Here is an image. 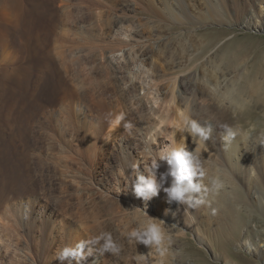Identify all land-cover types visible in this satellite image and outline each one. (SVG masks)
I'll list each match as a JSON object with an SVG mask.
<instances>
[{
    "label": "rangeland",
    "instance_id": "1",
    "mask_svg": "<svg viewBox=\"0 0 264 264\" xmlns=\"http://www.w3.org/2000/svg\"><path fill=\"white\" fill-rule=\"evenodd\" d=\"M18 1L19 14L0 0V264H59L61 248L101 232L120 252L93 249L85 264H264V177L242 162L241 179L222 143L231 130L264 146V111L250 105L238 121L208 90L234 47L241 65L264 62V0H169L174 17L163 0ZM155 116L167 120L153 135ZM185 118L207 131L203 145ZM185 138L203 203L169 205L162 190L147 202L164 221L161 256L128 241L149 219L129 182L142 157L148 167Z\"/></svg>",
    "mask_w": 264,
    "mask_h": 264
},
{
    "label": "clouds",
    "instance_id": "2",
    "mask_svg": "<svg viewBox=\"0 0 264 264\" xmlns=\"http://www.w3.org/2000/svg\"><path fill=\"white\" fill-rule=\"evenodd\" d=\"M117 119H122L118 117ZM184 131L191 136L204 138L208 137L207 131L196 121L185 118L183 121ZM131 124H127L126 128H131ZM234 133L228 130L227 136L231 137ZM174 140V137H173ZM186 138L184 146L173 147L171 145L163 148L158 156H152L150 166L145 168L144 172L139 171V165L133 168L137 172L133 181H130V188L135 197L145 201L143 214L148 216L147 223L128 231L127 238L129 243L143 244L147 248L156 246L160 251V255H165L167 249L163 247L165 235L160 223L161 219L150 217L147 213V202L157 197L159 191L162 190L166 196V203L171 205H187L188 207H196L203 201L194 194H198L202 190L199 178L205 175L199 164V158L186 147ZM149 155L151 150L149 149ZM158 161L166 162L167 170L157 174L160 167ZM169 177L171 180L169 181ZM168 184L165 187V184ZM213 189L219 188L221 185L217 179L211 181ZM164 214H171L173 217L177 214V210L165 208ZM93 249H97L101 254L104 252L119 253L120 247L113 241L112 236L108 232H101L99 235L91 236L85 240L76 243L74 247L65 246L61 248L54 256L55 261L64 264L65 261H75V264H85L87 259L93 255ZM138 264H148L147 256L139 254Z\"/></svg>",
    "mask_w": 264,
    "mask_h": 264
},
{
    "label": "bare ground",
    "instance_id": "3",
    "mask_svg": "<svg viewBox=\"0 0 264 264\" xmlns=\"http://www.w3.org/2000/svg\"><path fill=\"white\" fill-rule=\"evenodd\" d=\"M9 1H13L17 4V13L19 14V12H21V2H19L18 0ZM163 1L167 13H169L173 17L177 16V11L178 13H181L179 7L176 4L170 3L169 0ZM178 15L181 17V14ZM3 32L4 31L0 29V33L3 34ZM243 49L245 50V48H242V46H236L233 50L229 51V55L226 54L228 60L224 63L223 73L221 74V71H219L218 68L213 67L214 69H212V77H210V80L208 81V90L211 93L212 99L217 103L219 107L230 109L232 112L237 113L238 121H244L246 119L244 118V116L251 115V113L249 112L250 105H257L264 111V62H261L260 64L254 66V68L251 67V69L248 66L241 65L239 63V56L243 53ZM155 117L157 118L155 126L151 127V132L153 135L162 133L164 131L162 128L159 129V127L164 126L165 124L163 125V123L167 120L163 116ZM260 125H264V121H262ZM186 135H188L187 132ZM191 137L193 138L192 142L195 141L198 146L203 145V143L201 144L200 137ZM240 142L242 143V146L239 148ZM222 143L226 151L227 160L232 162V170H237L236 172L238 175V172H240L241 179H243V162L248 163L252 169H255L257 171L256 180L258 182L261 181V178L264 177V167L262 163L264 162L263 145H261L260 143H253V140H248L247 137L238 135L236 133H234V135L231 137H223ZM259 155L262 158L259 159ZM146 163V158L142 157L139 165L144 169L145 167L147 168ZM257 191L258 190L256 188V193H259ZM259 195L261 194H258V196ZM211 196L212 195H210V197Z\"/></svg>",
    "mask_w": 264,
    "mask_h": 264
}]
</instances>
